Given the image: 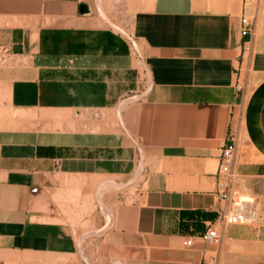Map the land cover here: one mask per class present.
<instances>
[{"label": "crops", "instance_id": "0c3cea01", "mask_svg": "<svg viewBox=\"0 0 264 264\" xmlns=\"http://www.w3.org/2000/svg\"><path fill=\"white\" fill-rule=\"evenodd\" d=\"M126 3L128 38L107 0H0V264H264V0ZM229 136L259 218L213 247Z\"/></svg>", "mask_w": 264, "mask_h": 264}, {"label": "built area", "instance_id": "2783aa9c", "mask_svg": "<svg viewBox=\"0 0 264 264\" xmlns=\"http://www.w3.org/2000/svg\"><path fill=\"white\" fill-rule=\"evenodd\" d=\"M241 37L243 57L249 54L252 50L251 39L253 37V28L249 20L243 16L241 19ZM134 48L137 46L132 40ZM236 91L242 93L244 91V84L239 74L237 78ZM237 154V144L232 136H229L223 143L221 148V155L219 157V168L217 172L216 195L219 201L226 204V207L218 211L216 222H211L202 239L208 246L220 247L223 241L222 233L219 230V225L225 226H241L256 224L259 218L256 201L254 198L242 195L234 190L233 182L236 177L234 173V164ZM109 225L105 224L103 228L98 230L96 237L102 236L103 232L108 229ZM192 246L193 241L188 240L186 243ZM203 264H214L213 262H204Z\"/></svg>", "mask_w": 264, "mask_h": 264}, {"label": "rangeland", "instance_id": "374dc122", "mask_svg": "<svg viewBox=\"0 0 264 264\" xmlns=\"http://www.w3.org/2000/svg\"><path fill=\"white\" fill-rule=\"evenodd\" d=\"M127 0H107V5L109 8V16L110 18H112L114 25H116L117 28H119L120 31L119 34L122 36H125L126 38H128V32L125 28V24L124 20H126L128 18L127 16V9H126V3ZM142 83L146 84L147 83V77L143 76V80ZM146 89L141 88V90L137 93H129L128 95H126L125 97H123L122 99V108H125V105H128L129 103L135 102L137 100H140L144 97L145 91ZM99 116H93L94 119L98 120L100 122V125H96L95 129L100 130L101 128V113L98 114ZM123 128V126H122ZM125 187V186H124ZM126 188V187H125ZM124 188V189H125ZM109 190V188H107ZM93 264V263H92Z\"/></svg>", "mask_w": 264, "mask_h": 264}, {"label": "water", "instance_id": "95a60500", "mask_svg": "<svg viewBox=\"0 0 264 264\" xmlns=\"http://www.w3.org/2000/svg\"><path fill=\"white\" fill-rule=\"evenodd\" d=\"M21 51H22L21 46H16V47H15V52H16V53H21Z\"/></svg>", "mask_w": 264, "mask_h": 264}]
</instances>
